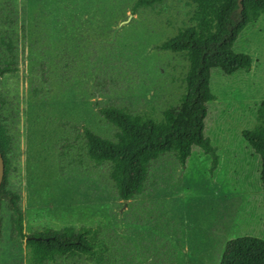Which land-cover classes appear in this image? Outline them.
Returning <instances> with one entry per match:
<instances>
[{
	"label": "rangeland",
	"instance_id": "rangeland-1",
	"mask_svg": "<svg viewBox=\"0 0 264 264\" xmlns=\"http://www.w3.org/2000/svg\"><path fill=\"white\" fill-rule=\"evenodd\" d=\"M135 1L0 0V38L12 40L18 68L0 79V121L12 138L8 189L20 196L25 236L90 227L106 246L103 264H218L227 241L264 236L257 162L239 148L264 94V16L236 43L252 59L249 72L212 76L204 135L216 166L197 150L185 167L166 154L151 163L142 194L124 202L109 165L88 159L83 128L113 140L100 108L159 121L179 103L188 64L156 46L189 26L193 10L166 0L133 14ZM1 227L0 264H29L26 239H10L6 217Z\"/></svg>",
	"mask_w": 264,
	"mask_h": 264
},
{
	"label": "trees",
	"instance_id": "trees-1",
	"mask_svg": "<svg viewBox=\"0 0 264 264\" xmlns=\"http://www.w3.org/2000/svg\"><path fill=\"white\" fill-rule=\"evenodd\" d=\"M165 1L136 0L131 12L155 10ZM188 1L193 6L189 26L156 46L160 51L183 55L188 64L179 103L164 110L159 121L124 108H100L99 116L115 130L113 140L83 128L88 159L96 166L109 165L108 180L124 202L142 194L151 163L166 154L173 155L185 167L197 150L211 158L212 168L216 166V148L204 135L208 104L215 99L212 76L247 73L252 65L251 57L238 51L236 43L264 16V0H241L240 11L237 0ZM14 51L8 36L0 38V79L17 72ZM5 103L0 97V111ZM252 114L255 123L241 132L239 148L247 160L257 162L254 185L264 194V94L254 103ZM11 145L12 138L1 120L4 176L0 186V226L6 217L10 239H26L29 264H60L74 259L85 264H103L106 246L98 240L97 230L90 227L82 226L78 230L63 227L56 231L47 227L42 232L24 235L20 196L8 189ZM218 264H264V236L246 234L227 241Z\"/></svg>",
	"mask_w": 264,
	"mask_h": 264
},
{
	"label": "water",
	"instance_id": "water-1",
	"mask_svg": "<svg viewBox=\"0 0 264 264\" xmlns=\"http://www.w3.org/2000/svg\"><path fill=\"white\" fill-rule=\"evenodd\" d=\"M237 4L239 7V11H240L242 9L241 0H237ZM3 176H4V161H3L2 155L0 154V186L3 181Z\"/></svg>",
	"mask_w": 264,
	"mask_h": 264
}]
</instances>
